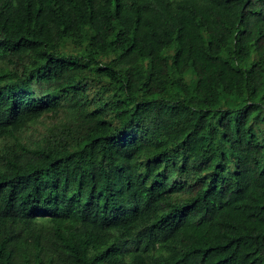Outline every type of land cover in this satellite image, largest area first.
I'll list each match as a JSON object with an SVG mask.
<instances>
[{
	"label": "trees",
	"instance_id": "1",
	"mask_svg": "<svg viewBox=\"0 0 264 264\" xmlns=\"http://www.w3.org/2000/svg\"><path fill=\"white\" fill-rule=\"evenodd\" d=\"M0 264H264V0H0Z\"/></svg>",
	"mask_w": 264,
	"mask_h": 264
}]
</instances>
